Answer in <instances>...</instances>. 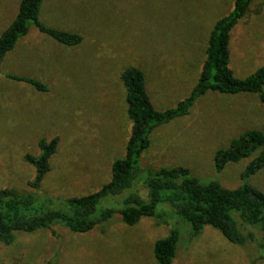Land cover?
<instances>
[{
	"label": "rangeland",
	"instance_id": "374dc122",
	"mask_svg": "<svg viewBox=\"0 0 264 264\" xmlns=\"http://www.w3.org/2000/svg\"><path fill=\"white\" fill-rule=\"evenodd\" d=\"M20 1L0 0V34L14 19ZM233 4L234 0H43L39 20L79 34L83 41L68 47L30 24L5 55L0 69V188L62 198L97 191L110 180L111 164L124 156L131 134L122 71L134 67L143 72L154 109L175 107L197 83L210 31ZM229 47L235 77L244 79L264 67V0L252 2L232 30ZM7 74L40 81L48 91L11 81ZM250 130L264 134V104L256 94L210 91L196 99L186 116L152 131L140 165L152 172L182 166L205 182L216 180L227 189L247 183L264 193V168L241 179L251 158L229 163L221 172L213 165L217 150ZM54 137L59 141L49 160L50 171L34 191L27 182L35 169L24 157L39 156V141ZM174 227L179 243L173 264H264L251 243L234 245L209 226L190 240L188 223L180 221ZM247 228L239 225L243 233ZM53 230L58 239L44 230L18 232L10 245L0 242V264H158L153 246L170 227L152 218L127 226L116 215L83 234L60 225Z\"/></svg>",
	"mask_w": 264,
	"mask_h": 264
},
{
	"label": "trees",
	"instance_id": "16d2710c",
	"mask_svg": "<svg viewBox=\"0 0 264 264\" xmlns=\"http://www.w3.org/2000/svg\"><path fill=\"white\" fill-rule=\"evenodd\" d=\"M255 0H234L229 14L213 25L206 47V58L197 83L190 95L175 107L164 111L154 109L146 92L143 72L134 67L120 74L125 88L131 134L122 158L114 160L110 180L97 191L83 196L62 198L46 193L19 192L0 188V242L10 245L16 234L50 232L58 239L53 227L60 225L71 233L83 234L102 227L114 216L133 226L143 218L156 220L157 225L170 227L169 234L155 241L153 254L158 264H173L179 243L180 221L191 226L189 239L203 232L204 227L218 231L234 245H255L264 259V193L247 183L236 189L224 188L218 181H202L191 176L182 166L147 171L140 165L141 154L150 147L152 131L175 118L186 116L196 99L207 92L224 94H256L264 104V67L250 76L239 79L230 67L231 32L247 15ZM43 0H21L17 14L0 34V69L5 55L25 36L30 24L59 44L74 47L83 38L76 33L46 26L39 20ZM7 79L26 83L38 92H47L40 81L7 74ZM59 138L39 141V156L25 155L35 169L34 178L27 186L37 191L50 171L49 160L55 153ZM251 158L241 179L247 180L264 168V134L250 130L230 141L227 148L215 152L213 165L221 172L229 163ZM108 203L109 207H101ZM247 226L246 232L239 229ZM246 229V227H244ZM259 234L257 236V233ZM260 236V237H259ZM263 254H262V253ZM46 264H54L48 260Z\"/></svg>",
	"mask_w": 264,
	"mask_h": 264
}]
</instances>
